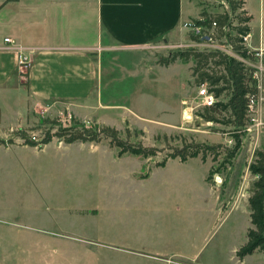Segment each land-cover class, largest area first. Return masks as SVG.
<instances>
[{
  "label": "rangeland",
  "instance_id": "374dc122",
  "mask_svg": "<svg viewBox=\"0 0 264 264\" xmlns=\"http://www.w3.org/2000/svg\"><path fill=\"white\" fill-rule=\"evenodd\" d=\"M249 2L258 18L260 0ZM196 3L198 16L229 14L216 39L220 46L240 53L248 32L253 46L264 42V29L251 31L257 25L250 24L245 0ZM183 32L185 42L184 25ZM169 51L151 53L157 60ZM150 57L127 50L103 55L108 75L103 70L101 97L115 109L68 108L18 118L20 96L5 97L0 139L13 138L19 128L40 139L49 127L41 119L67 126L75 118L114 127L126 143L155 152H123L108 138L66 143L54 136L42 147L1 144L0 264H264L263 247L242 259L236 253L253 226L248 198L257 178L249 165L264 150V99L257 104L258 122L248 130L244 124L230 157L235 130L201 116L199 85L190 81L193 60L156 66ZM195 144L203 149L196 156H171L191 152Z\"/></svg>",
  "mask_w": 264,
  "mask_h": 264
},
{
  "label": "crops",
  "instance_id": "0c3cea01",
  "mask_svg": "<svg viewBox=\"0 0 264 264\" xmlns=\"http://www.w3.org/2000/svg\"><path fill=\"white\" fill-rule=\"evenodd\" d=\"M22 2L0 0L1 122V104L12 92L20 96L18 118L27 117L28 112L42 116L68 108L74 113L82 107L115 109L117 105L104 102L101 97L103 70L108 75L103 55L115 57L120 50L137 51L151 56L156 65L152 49L166 48L171 52L178 45L189 43L188 31L187 41L182 40L183 25L201 10L196 0ZM245 10L250 24L257 25H251V31L264 29V0L259 2L258 18L249 0H245ZM5 37L13 43L5 42ZM16 45L26 52L33 50L25 80L19 75ZM140 64L147 68V63ZM105 79L111 80L108 76Z\"/></svg>",
  "mask_w": 264,
  "mask_h": 264
},
{
  "label": "trees",
  "instance_id": "16d2710c",
  "mask_svg": "<svg viewBox=\"0 0 264 264\" xmlns=\"http://www.w3.org/2000/svg\"><path fill=\"white\" fill-rule=\"evenodd\" d=\"M229 2L232 3V9L234 10L235 4L233 5V1ZM202 14L207 16L205 24H210L214 20L219 30L225 25L229 17L228 13ZM242 53L245 55V52ZM177 59L184 61L192 59L194 64L190 67L192 78L190 81H193L196 85L206 83L208 89L213 91L217 99L219 98L213 105L203 106V111L200 114L205 121L223 122L235 130L233 131L234 145L229 154L232 157L240 146V132H242L241 129L247 121L248 95L256 92V83L252 79L249 70L242 62L219 50H200L192 47L175 49L167 56L158 57L157 63L167 66ZM72 120V124L62 126L57 118H43L40 120L41 123L48 124L49 127L40 139L30 135L27 128H19L13 132V138L0 139V143L4 145L15 143L14 137H17L21 139V145L42 147L50 142L54 136L66 143L74 141L99 142L103 138H108L113 145L119 147L123 152L145 156L155 152L153 147L135 146L126 143L119 137L118 130L114 127L107 125L92 127L75 118H72ZM55 126L56 130L52 132ZM199 146L201 145H193L191 152L177 150L171 156L180 155L181 159L186 160L187 156H196L203 150ZM213 147L206 146V148ZM161 165H164V161ZM249 169L257 178L253 183V193L248 198L250 222L253 226L247 230L246 243L236 252L239 259L251 254L257 248H264V150L257 152L256 159L249 165Z\"/></svg>",
  "mask_w": 264,
  "mask_h": 264
},
{
  "label": "built area",
  "instance_id": "2783aa9c",
  "mask_svg": "<svg viewBox=\"0 0 264 264\" xmlns=\"http://www.w3.org/2000/svg\"><path fill=\"white\" fill-rule=\"evenodd\" d=\"M206 16L200 15L194 19H188L184 23V28L187 29L191 36V40L187 44L178 45L179 48H197V49H215L223 53L226 52L229 55L234 56L237 60L242 62V64L249 70L252 79L256 83V92L248 95V102L246 107L247 112V122L245 128L248 130L250 123H257V104L264 99L263 90H261L264 84V42H261L259 47L253 46L249 38L251 33H245L242 36V42L244 45H240L242 48L239 52H233L227 48V44L217 43V37L223 34L225 25L221 27V30L217 28V24L214 20L210 24H205ZM5 42L13 43L10 37L4 38ZM177 47V48H178ZM231 47V46H230ZM17 65L20 77L25 80L32 63L33 50L30 49L27 52L22 49V47L17 46ZM230 51H229V50ZM245 52V55L242 53ZM242 53V54H241ZM197 90V95L200 97L202 106H211L216 102V97L213 91L208 89V85L203 83L199 85Z\"/></svg>",
  "mask_w": 264,
  "mask_h": 264
}]
</instances>
